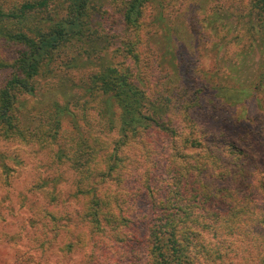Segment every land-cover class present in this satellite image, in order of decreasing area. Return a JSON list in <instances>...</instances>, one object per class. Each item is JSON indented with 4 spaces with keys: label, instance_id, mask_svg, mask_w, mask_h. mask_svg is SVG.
Instances as JSON below:
<instances>
[{
    "label": "trees",
    "instance_id": "trees-1",
    "mask_svg": "<svg viewBox=\"0 0 264 264\" xmlns=\"http://www.w3.org/2000/svg\"><path fill=\"white\" fill-rule=\"evenodd\" d=\"M255 1L257 19L264 22V0ZM158 2L126 0L123 25L143 26L145 9ZM101 5L102 0L0 4V50L13 51L7 61L0 59V74L6 73L0 81V188L14 189L29 148L47 156V169L66 166L72 172L67 196L57 190L59 178L44 173L21 193L22 204L36 193L45 200L47 207L36 210L41 236L35 241L42 254L54 245L59 261L78 251L84 264L97 261L100 242L108 244L103 256L124 244L145 264H222L233 244L239 245L237 227L253 223L242 233L264 239V188L253 182L261 171L253 147L256 141L264 145V110L241 115L232 107L249 90L206 78L187 82L190 63H179L170 78L154 63H141L138 49L145 39L139 35L124 46L135 59L131 67L73 68L80 75L70 85L91 95L74 102L79 113L58 100L28 104L55 53L86 50ZM59 65L58 74H66L65 63ZM77 114L84 125L64 129V118L76 122ZM211 118L243 130L231 138L223 126L207 127ZM69 197L80 205L76 221L60 210Z\"/></svg>",
    "mask_w": 264,
    "mask_h": 264
},
{
    "label": "rangeland",
    "instance_id": "rangeland-1",
    "mask_svg": "<svg viewBox=\"0 0 264 264\" xmlns=\"http://www.w3.org/2000/svg\"><path fill=\"white\" fill-rule=\"evenodd\" d=\"M23 1L0 0V4L10 7ZM125 2L102 0L94 20L96 28L91 32L93 37L90 36L85 45L86 50L78 54L55 53L52 60L46 62L50 64L43 67L44 73L40 77L36 94L28 104L48 106L58 100L61 104L69 103L72 111L79 113L74 102L84 103L91 95L70 85L73 77L78 78L80 75V71L72 74L73 68L78 63H89L94 67L110 65L125 70L135 63L129 50L124 48L125 43L142 35L145 46L141 45L138 49L141 63H154L155 68H161L163 73L169 72L170 78H174L173 71L182 67L179 63H190L194 69L185 70L187 82H199L206 78L225 88L247 89L250 91L248 98H244L237 107L232 106L233 109L241 115L263 112L264 104L261 107L260 100L264 102V22L257 19L255 0H159L155 7L145 9L143 26L131 29L122 23L121 7ZM5 50H0V59L7 61L13 51ZM59 63H65V67H62L70 73L65 71L64 75L58 74L61 68ZM50 68H56L51 75L48 74ZM5 74H0V81ZM80 116L76 115V122L70 116L64 118V129L74 132L75 125H84ZM219 116L224 117L225 114L220 113ZM206 125L210 129L223 126L222 131L231 138L236 136L234 133L243 130L242 127L212 118ZM248 136L252 138L254 133ZM256 143L253 149L257 152L261 171L254 173L253 182L258 187L262 183L264 188V145L258 141ZM12 149L8 148L10 152ZM34 151L29 148L25 153L27 163L15 178L14 189L8 192L0 188V264H84L86 260L80 251L62 262L58 254L53 252L54 245L42 254L35 241L41 236L36 210L47 205L38 193L30 195L28 204H22L21 193L27 192L28 184L44 173L45 176L59 178L56 180L57 190H63L67 196L74 176L66 166L60 170L47 169L44 166L47 156ZM67 199L68 204L60 210L70 212V217L76 221L80 205L71 197ZM250 225L253 226V223ZM249 226L247 224L243 229L237 227L239 245L233 244L226 262L222 264H264V239L256 232L252 235H249V231L242 233ZM107 248L108 244L104 246L99 242L97 250L101 257L97 256V261L100 260L88 264H145L144 258H136L130 246L119 244L111 253L103 256L104 249L109 251Z\"/></svg>",
    "mask_w": 264,
    "mask_h": 264
}]
</instances>
